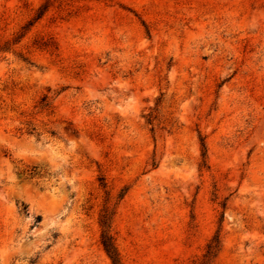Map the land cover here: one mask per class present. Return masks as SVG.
I'll return each instance as SVG.
<instances>
[{
    "label": "rangeland",
    "instance_id": "1",
    "mask_svg": "<svg viewBox=\"0 0 264 264\" xmlns=\"http://www.w3.org/2000/svg\"><path fill=\"white\" fill-rule=\"evenodd\" d=\"M104 211L120 264H264V0H0V264H112Z\"/></svg>",
    "mask_w": 264,
    "mask_h": 264
},
{
    "label": "trees",
    "instance_id": "2",
    "mask_svg": "<svg viewBox=\"0 0 264 264\" xmlns=\"http://www.w3.org/2000/svg\"><path fill=\"white\" fill-rule=\"evenodd\" d=\"M203 148V144L201 143ZM204 155V153L202 154ZM100 226L102 228L100 235V245L102 246L104 252L110 259L112 264H120L119 256L113 243V239L110 235V214L104 211L100 216ZM218 238L214 237L209 244L206 246V252L203 255L201 264H208L210 259L214 257V254L218 248Z\"/></svg>",
    "mask_w": 264,
    "mask_h": 264
}]
</instances>
